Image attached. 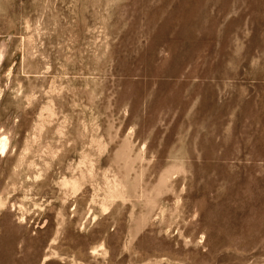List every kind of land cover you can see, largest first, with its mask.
Here are the masks:
<instances>
[{
  "label": "rangeland",
  "instance_id": "rangeland-1",
  "mask_svg": "<svg viewBox=\"0 0 264 264\" xmlns=\"http://www.w3.org/2000/svg\"><path fill=\"white\" fill-rule=\"evenodd\" d=\"M2 49L0 264H264V0H0Z\"/></svg>",
  "mask_w": 264,
  "mask_h": 264
},
{
  "label": "bare ground",
  "instance_id": "bare-ground-1",
  "mask_svg": "<svg viewBox=\"0 0 264 264\" xmlns=\"http://www.w3.org/2000/svg\"><path fill=\"white\" fill-rule=\"evenodd\" d=\"M2 56H3V49L0 50V57L2 58ZM7 148H8V138L6 135H2L0 137V153L5 152L7 150Z\"/></svg>",
  "mask_w": 264,
  "mask_h": 264
}]
</instances>
